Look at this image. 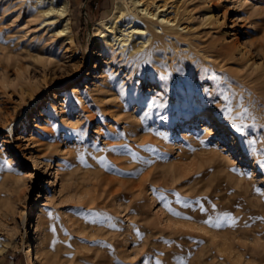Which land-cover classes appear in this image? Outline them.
I'll list each match as a JSON object with an SVG mask.
<instances>
[{
	"label": "rangeland",
	"instance_id": "374dc122",
	"mask_svg": "<svg viewBox=\"0 0 264 264\" xmlns=\"http://www.w3.org/2000/svg\"><path fill=\"white\" fill-rule=\"evenodd\" d=\"M69 1L73 44H53L49 24L25 30L0 0V241H15L2 264H32L22 236L43 214L34 264H104L100 251L111 264H264V0H181L189 31L150 62L96 53L114 0ZM78 148L122 158L105 176L166 182L127 207L126 190L91 204L62 175ZM8 158L24 183L4 178Z\"/></svg>",
	"mask_w": 264,
	"mask_h": 264
},
{
	"label": "bare ground",
	"instance_id": "6f19581e",
	"mask_svg": "<svg viewBox=\"0 0 264 264\" xmlns=\"http://www.w3.org/2000/svg\"><path fill=\"white\" fill-rule=\"evenodd\" d=\"M15 1V8H17L18 14L14 16L13 20H17L19 15L22 17L26 16L27 20L21 24L25 30L28 29V23L32 24V21L38 19V28H44L49 24L48 26L50 28H46V33L47 37L53 40V44L59 42L73 44L74 39L72 23L70 21L69 0ZM237 1L240 6L247 0ZM180 2L181 0H114L110 12L94 24L92 36L94 39L101 38L96 44V53H107L110 58H113L115 50L120 52L119 55L125 52L128 62L138 60L150 62L160 53H163V56L170 54L172 42L178 39L177 33L189 31L190 27L179 21V15H185L184 12L179 10ZM209 12L207 10L203 11L205 17L210 15ZM253 12L255 13V11ZM257 13L262 14L261 16L263 17L264 6H260L257 9ZM256 16L258 15L256 14ZM262 22L264 23V21ZM174 38L175 40H173ZM99 63L98 58H95L92 69H96ZM196 117L215 121L216 123L218 121L213 115V112L205 109L197 113ZM222 126L224 127L223 124ZM224 131L227 134V128ZM49 148H51L50 145ZM121 148V145H117L113 154H118ZM74 150L77 151L71 150L68 152V160L71 164H76L77 166L74 169L72 168L63 172V179L74 190V194L75 192L87 194L88 202L91 204H97L98 202L108 204L113 197L120 195L122 190H126L130 194V197L127 198L128 202L124 204L127 207L137 202L146 181L149 183L166 182L163 176H159L158 178L155 176L157 179H154L151 170L144 173L137 181L130 180L126 182L121 178L105 176L104 172L116 168V165L122 162V158H117L113 154H94V156H91L85 154L83 148ZM15 165H17L16 160L14 158H8L6 168L8 173L5 174L4 178L10 182L20 183L23 181L24 183L28 172L25 175L15 176ZM87 166L91 168H86ZM43 205H46V201H43ZM49 218L50 216L48 214H43L40 216L41 220L38 221V224L35 227L33 225L30 231L24 229L22 238L26 243L25 249L28 247V250L25 251L32 264L38 258L40 243L32 233H36L39 230L38 226L44 223V221H49ZM136 219L140 220L141 218ZM22 222L23 226H25L26 220L24 219ZM77 224L80 229H85L84 225H81L79 222ZM3 240L0 241V254L8 247H14L15 243L14 240ZM212 242L218 244L215 238L212 239ZM218 246L215 245L217 248ZM100 252L95 255V258L103 261L104 264H111L107 255L104 252ZM203 256L205 255L203 254ZM47 261L49 262V257ZM201 264H213V261H205L202 259Z\"/></svg>",
	"mask_w": 264,
	"mask_h": 264
},
{
	"label": "crops",
	"instance_id": "0c3cea01",
	"mask_svg": "<svg viewBox=\"0 0 264 264\" xmlns=\"http://www.w3.org/2000/svg\"><path fill=\"white\" fill-rule=\"evenodd\" d=\"M3 261H4V257H3V255L1 254V256H0V264H2ZM4 264H14V262L11 261V262H6V263H4Z\"/></svg>",
	"mask_w": 264,
	"mask_h": 264
},
{
	"label": "snow or ice",
	"instance_id": "6c2138e0",
	"mask_svg": "<svg viewBox=\"0 0 264 264\" xmlns=\"http://www.w3.org/2000/svg\"><path fill=\"white\" fill-rule=\"evenodd\" d=\"M226 216H227V214H225ZM205 223H209V221H205ZM216 226H218V225H216Z\"/></svg>",
	"mask_w": 264,
	"mask_h": 264
}]
</instances>
